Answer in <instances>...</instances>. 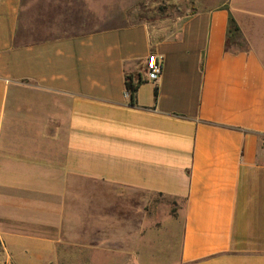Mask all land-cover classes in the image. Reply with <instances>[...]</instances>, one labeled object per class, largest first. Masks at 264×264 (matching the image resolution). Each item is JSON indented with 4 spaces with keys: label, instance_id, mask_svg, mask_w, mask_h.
<instances>
[{
    "label": "crops",
    "instance_id": "obj_1",
    "mask_svg": "<svg viewBox=\"0 0 264 264\" xmlns=\"http://www.w3.org/2000/svg\"><path fill=\"white\" fill-rule=\"evenodd\" d=\"M188 1L158 37L120 23V0H0V245L16 264H161L138 193L171 202L175 264H264V0Z\"/></svg>",
    "mask_w": 264,
    "mask_h": 264
},
{
    "label": "rangeland",
    "instance_id": "obj_2",
    "mask_svg": "<svg viewBox=\"0 0 264 264\" xmlns=\"http://www.w3.org/2000/svg\"><path fill=\"white\" fill-rule=\"evenodd\" d=\"M120 3L121 12L126 15V18L119 20L120 23L146 22L150 26L152 34L158 37L171 35L182 21L181 19L193 10V6L188 0H120ZM137 198V201L143 198L144 205L147 207L144 213L151 217L153 221L151 231L147 227L143 230V233L144 231L147 234L152 232L154 235L150 245L152 247L160 246L161 243L158 240H161L160 235H163L162 245L164 246V251L158 263L175 264V259L172 258L171 253L172 244L170 242L166 244V238L168 237L170 240L173 228L170 220L169 223L165 221V219H170L171 206L169 203L171 202L168 198L155 194L141 195V193H138ZM167 246H169L168 254L165 251ZM0 264H16L7 257L1 245Z\"/></svg>",
    "mask_w": 264,
    "mask_h": 264
},
{
    "label": "trees",
    "instance_id": "obj_3",
    "mask_svg": "<svg viewBox=\"0 0 264 264\" xmlns=\"http://www.w3.org/2000/svg\"><path fill=\"white\" fill-rule=\"evenodd\" d=\"M228 35L226 39V48L231 49L233 43H239L235 42V39L240 37L239 27L237 26L235 20L232 18L231 15H229L228 19ZM242 44H237V46H241ZM141 83V80H137L136 82L133 81L130 77L126 78L125 81V87L126 91L128 92L129 97V104L135 105L136 104V91L138 85ZM156 94V91H155Z\"/></svg>",
    "mask_w": 264,
    "mask_h": 264
},
{
    "label": "built area",
    "instance_id": "obj_4",
    "mask_svg": "<svg viewBox=\"0 0 264 264\" xmlns=\"http://www.w3.org/2000/svg\"><path fill=\"white\" fill-rule=\"evenodd\" d=\"M146 75L147 80L150 82H157L162 71V62L161 59H158L155 54H150L146 58ZM128 96V92H126Z\"/></svg>",
    "mask_w": 264,
    "mask_h": 264
}]
</instances>
